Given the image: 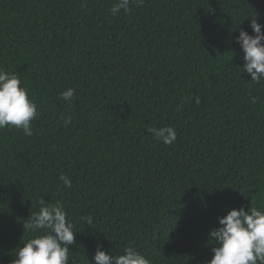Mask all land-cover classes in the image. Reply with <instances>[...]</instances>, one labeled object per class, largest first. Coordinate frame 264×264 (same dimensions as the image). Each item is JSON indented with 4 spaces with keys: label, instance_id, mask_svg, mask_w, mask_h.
<instances>
[{
    "label": "trees",
    "instance_id": "trees-1",
    "mask_svg": "<svg viewBox=\"0 0 264 264\" xmlns=\"http://www.w3.org/2000/svg\"><path fill=\"white\" fill-rule=\"evenodd\" d=\"M113 3L0 0V68L39 112L32 136L0 130V264L38 234L23 224L40 198L78 231L70 264H95L98 245L206 264L220 217L264 208V80L237 42L252 16L264 25V0H144L116 16ZM164 125L172 145L148 131Z\"/></svg>",
    "mask_w": 264,
    "mask_h": 264
},
{
    "label": "clouds",
    "instance_id": "clouds-1",
    "mask_svg": "<svg viewBox=\"0 0 264 264\" xmlns=\"http://www.w3.org/2000/svg\"><path fill=\"white\" fill-rule=\"evenodd\" d=\"M144 0H114L110 11L113 16L121 11L127 13L131 5L142 6ZM254 34L241 30L237 42L243 51V72L250 74L251 81L260 83L264 80V25L252 16L250 24ZM75 89L67 88L60 93L64 101H73ZM199 103V98H197ZM38 106L30 96L28 86L22 78L13 72L0 68V130L14 127L25 136L33 135V122L38 118ZM61 119H65L63 116ZM72 123V117L65 119V126ZM148 131L153 139L166 145L177 140L174 126L164 125L151 127ZM59 179L65 186L71 187L70 177L61 173ZM39 210L31 213L30 219L23 224L37 235L29 238L16 253L12 264H70V245L76 244L74 223L68 218L65 205L56 201L46 203L44 198L38 201ZM89 226L93 225V217H81ZM219 227L209 233L213 241L214 255L206 264H264V208L251 207L245 210L231 209L219 218ZM95 264H152V261L133 247H126L123 254H113L102 246H97L94 256ZM83 264H93L86 260Z\"/></svg>",
    "mask_w": 264,
    "mask_h": 264
}]
</instances>
